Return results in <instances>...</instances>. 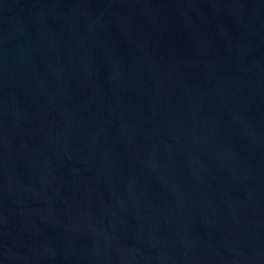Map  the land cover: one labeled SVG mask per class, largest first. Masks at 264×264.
Returning a JSON list of instances; mask_svg holds the SVG:
<instances>
[{"label": "water", "instance_id": "obj_1", "mask_svg": "<svg viewBox=\"0 0 264 264\" xmlns=\"http://www.w3.org/2000/svg\"><path fill=\"white\" fill-rule=\"evenodd\" d=\"M0 264H264V0H0Z\"/></svg>", "mask_w": 264, "mask_h": 264}]
</instances>
